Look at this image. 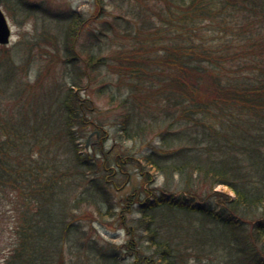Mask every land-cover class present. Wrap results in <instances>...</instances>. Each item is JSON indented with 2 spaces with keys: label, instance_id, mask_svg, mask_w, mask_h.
I'll return each mask as SVG.
<instances>
[{
  "label": "trees",
  "instance_id": "1",
  "mask_svg": "<svg viewBox=\"0 0 264 264\" xmlns=\"http://www.w3.org/2000/svg\"><path fill=\"white\" fill-rule=\"evenodd\" d=\"M158 15L160 26L140 29L108 57L93 47V31L75 47L79 12L53 14L66 22L53 56L70 73L48 84L51 60L24 82L30 51L17 63L0 44V203L14 208L0 264H264V0H164ZM105 65L126 79L123 95L100 78ZM84 77L119 107L122 136L158 137L136 161L164 176L162 194L131 219L136 199H123L122 243L84 224L93 212L100 221L116 214L113 169L78 141L94 123L83 115ZM172 186L189 199L165 197ZM202 190L222 197L221 209L194 204Z\"/></svg>",
  "mask_w": 264,
  "mask_h": 264
},
{
  "label": "rangeland",
  "instance_id": "2",
  "mask_svg": "<svg viewBox=\"0 0 264 264\" xmlns=\"http://www.w3.org/2000/svg\"><path fill=\"white\" fill-rule=\"evenodd\" d=\"M26 1L31 5H37V8L28 9L18 0H0V8L10 27V38L6 48L17 63H21V59L27 57L26 55L30 51L27 68L21 77L24 82L32 83L39 71L42 73L40 69L49 62L48 60H51L52 63L47 72L43 71V73L45 72L43 75H47L44 78V84H48L52 80H64L65 76L70 73L69 68L59 58V55L53 56L56 50L55 46L59 45L61 41L62 28L66 24L65 20L54 18L53 14L62 16V13H67L69 10L79 12L83 22L76 35L75 47L82 49L83 45L89 44L88 42L92 41L90 40L92 36L91 34L88 36V34L93 31L100 39L93 40L97 42L93 44V47L109 57L117 48L133 45L135 40L133 34L139 32L140 29H145L147 25L160 26L161 20L158 11L162 10L164 6V0ZM44 13L52 16L49 17ZM101 74L100 78L104 76V79L108 80L109 87L113 90L119 86L121 95L126 92V79L120 81L119 75L107 65L101 68ZM82 84L85 88L79 90V94L82 98L87 99L84 103V119L94 121V123H88L83 127L78 141L84 152L103 158L109 163V168L113 169V173L108 177V187L116 202L115 216L107 215L103 221H100L93 212L85 218L84 224L87 226L90 223L91 231L100 240L107 239L122 243L128 238L124 227L117 219L118 212L122 211L123 199L130 195L136 199L130 212L125 214L131 219L139 214V203L143 205L162 194V188L165 185L164 176L158 171L144 167L142 162L136 161L148 151L150 145L157 144L158 137L154 134H147L145 138L126 139L118 130L117 116L119 112L117 108L119 107L111 106L105 98L99 97L93 91L95 83H89L87 77L83 78ZM117 158L123 165L115 163ZM170 188L171 190L166 192L165 197L169 198L170 192H173L174 199H189L181 190H175L174 186ZM214 189L233 197V192L224 185H217ZM201 192L200 196L203 195V199L196 196L193 200L194 204L210 206L215 211L221 209L222 197H216L211 193L208 195L204 190ZM13 225V205L9 200L1 201L0 263L12 247Z\"/></svg>",
  "mask_w": 264,
  "mask_h": 264
},
{
  "label": "water",
  "instance_id": "3",
  "mask_svg": "<svg viewBox=\"0 0 264 264\" xmlns=\"http://www.w3.org/2000/svg\"><path fill=\"white\" fill-rule=\"evenodd\" d=\"M10 38V27L3 11L0 8V44L6 45Z\"/></svg>",
  "mask_w": 264,
  "mask_h": 264
}]
</instances>
